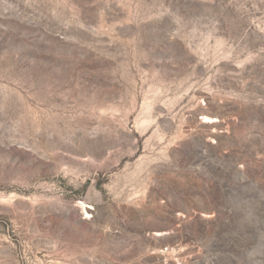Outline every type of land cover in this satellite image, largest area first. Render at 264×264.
Listing matches in <instances>:
<instances>
[{
    "label": "rangeland",
    "instance_id": "obj_1",
    "mask_svg": "<svg viewBox=\"0 0 264 264\" xmlns=\"http://www.w3.org/2000/svg\"><path fill=\"white\" fill-rule=\"evenodd\" d=\"M0 264H264V0H0Z\"/></svg>",
    "mask_w": 264,
    "mask_h": 264
}]
</instances>
